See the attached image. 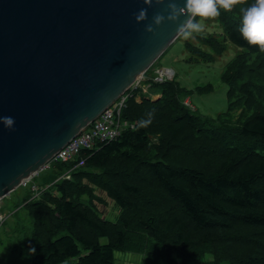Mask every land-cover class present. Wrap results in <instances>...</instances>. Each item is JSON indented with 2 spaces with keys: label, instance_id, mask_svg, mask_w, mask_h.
I'll list each match as a JSON object with an SVG mask.
<instances>
[{
  "label": "trees",
  "instance_id": "16d2710c",
  "mask_svg": "<svg viewBox=\"0 0 264 264\" xmlns=\"http://www.w3.org/2000/svg\"><path fill=\"white\" fill-rule=\"evenodd\" d=\"M252 3L239 0L232 10L221 9L220 33L184 41L188 64H212L229 44L241 50L221 77L227 112L215 118L194 113L183 98L214 87L189 89L175 75L162 83L151 78L149 90L161 95L158 100L141 88L128 90L142 96L141 102L128 99L122 112L123 120L138 122L134 129L97 150H82L74 161L53 163L52 188L39 197L27 189L2 224H15L8 248L13 258L116 264L119 251L145 255L144 264H264V52L239 33L240 9ZM148 113L151 124L140 127ZM68 172L72 180L65 179ZM94 188L120 208L117 221L81 199Z\"/></svg>",
  "mask_w": 264,
  "mask_h": 264
},
{
  "label": "water",
  "instance_id": "95a60500",
  "mask_svg": "<svg viewBox=\"0 0 264 264\" xmlns=\"http://www.w3.org/2000/svg\"><path fill=\"white\" fill-rule=\"evenodd\" d=\"M183 2V0H182ZM167 3L0 0V202L141 81L178 37ZM147 8L148 19L136 13ZM184 17H181L183 20Z\"/></svg>",
  "mask_w": 264,
  "mask_h": 264
},
{
  "label": "rangeland",
  "instance_id": "374dc122",
  "mask_svg": "<svg viewBox=\"0 0 264 264\" xmlns=\"http://www.w3.org/2000/svg\"><path fill=\"white\" fill-rule=\"evenodd\" d=\"M198 20L200 18H197ZM218 18H208L201 20L202 23L205 24V30L203 33L194 35L192 38L188 39L192 43H197V36L208 35L212 33H220L221 27L219 22L217 21ZM183 40H177L174 44H172L165 55H163L155 64L153 69H149L146 73L147 75L143 77V79L138 83L135 89L141 88L143 94L150 95L153 100H158L161 98V95H155L154 88L149 90V86L151 78L157 76V67L159 69L169 68L173 70V73L176 76V80L182 85L186 86L189 89L196 88L198 86L212 84L214 87V91L208 94H199V93H192L191 95L183 98L184 105H187L190 110L202 117H211L215 118L218 115H221L227 112L228 108V98H227V85L222 81L221 77L225 70L226 64L233 59L241 50L235 47L232 44H229L226 52L222 57L216 59V61L212 64H205L199 63L198 64H188L184 59L187 57V52L184 47ZM186 60V59H185ZM188 60V59H187ZM158 83V82H156ZM151 91V93H150ZM135 97V91L128 94L126 102L128 99ZM142 96H137L136 100L138 102L142 101ZM126 107V106H125ZM125 109V108H124ZM123 109V110H124ZM241 116V111L237 110L233 113L232 119L234 122H238ZM126 121V120H124ZM130 125L138 124L137 121L135 123H131L126 121ZM132 129V128H128ZM127 129V130H128ZM151 139L157 141V137L150 136ZM50 169H47L43 172H40L37 176L34 177V181L32 184L38 185L40 187H47L46 190H50L53 185L52 181L54 180V173L53 171L48 172ZM68 178L67 180H72L70 172L66 174ZM65 175V176H66ZM50 181L51 183H48ZM45 190V191H46ZM94 193L89 197L88 195L83 196L81 199L85 203H92L96 210L99 212L100 215L105 217L106 220L109 221H117L120 208L107 196V193L99 188H94ZM27 189L17 188L14 192H12L9 196L5 197L0 202V212L7 215V218L14 213L16 206L23 203L24 196L27 195ZM44 191V193H45ZM42 194V191H40ZM43 193V194H44ZM42 194V195H43ZM40 195V194H39ZM41 195V196H42ZM23 213V212H22ZM22 219L28 220L27 216H21ZM11 221H7L4 225H2L0 229V263L2 264V258L6 257L8 252L9 245L13 238L16 235L13 234L12 230L14 221L10 224ZM30 227L29 225L25 224L20 226V230L23 229L25 233V229ZM106 240H103L105 243ZM9 254V253H8ZM10 255V254H9ZM116 264H144L148 257L143 254H129L123 252H116ZM12 254L10 255V259L12 260ZM5 261V260H4ZM7 262H11L8 261Z\"/></svg>",
  "mask_w": 264,
  "mask_h": 264
},
{
  "label": "clouds",
  "instance_id": "9594fccd",
  "mask_svg": "<svg viewBox=\"0 0 264 264\" xmlns=\"http://www.w3.org/2000/svg\"><path fill=\"white\" fill-rule=\"evenodd\" d=\"M151 7L153 3L165 4L167 16L162 13H156L152 18V23L147 24L145 30L154 33L156 26H160L165 21L178 24L176 36L188 40L194 35L204 32L205 24L201 20L215 18L220 15V10L230 11L239 3V0H143ZM239 33L243 39L251 46L258 47L264 52V0H254V3L247 7H242ZM136 21L144 22L148 19L147 8L141 9L134 14ZM181 17H184L181 20ZM197 18H200L199 20ZM152 113H148V119H142L139 122L140 127H147L152 122ZM2 123L9 130L14 129L15 120L11 116H0ZM35 254V248L30 249Z\"/></svg>",
  "mask_w": 264,
  "mask_h": 264
},
{
  "label": "built area",
  "instance_id": "2783aa9c",
  "mask_svg": "<svg viewBox=\"0 0 264 264\" xmlns=\"http://www.w3.org/2000/svg\"><path fill=\"white\" fill-rule=\"evenodd\" d=\"M157 76L153 78L155 82H165L174 77L172 69L165 68L157 70ZM140 82V81H139ZM138 82V83H139ZM138 83L134 84L131 89H135ZM127 92L116 103L105 110L97 119L90 123L80 134L62 148L50 162L32 177L23 180L20 188L30 189L35 197H39L48 188L32 184L34 177L47 169L51 168L53 163L74 161L82 150H97L101 145L111 142L120 137L128 128L134 129L135 125H130L122 118L123 109L126 106ZM66 178H68L66 176ZM7 219V215L0 213V227Z\"/></svg>",
  "mask_w": 264,
  "mask_h": 264
},
{
  "label": "crops",
  "instance_id": "0c3cea01",
  "mask_svg": "<svg viewBox=\"0 0 264 264\" xmlns=\"http://www.w3.org/2000/svg\"><path fill=\"white\" fill-rule=\"evenodd\" d=\"M160 96V95H158ZM6 257L2 258L3 263L2 264H29V262H26V258L24 259H19V258H12V260L10 259V255L7 252V255H5ZM9 259V261H11L10 263L7 262ZM5 260V261H4ZM1 264V263H0Z\"/></svg>",
  "mask_w": 264,
  "mask_h": 264
}]
</instances>
